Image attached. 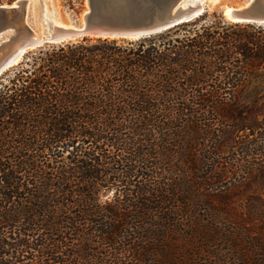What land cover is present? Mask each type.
Wrapping results in <instances>:
<instances>
[{
  "label": "trees",
  "instance_id": "16d2710c",
  "mask_svg": "<svg viewBox=\"0 0 264 264\" xmlns=\"http://www.w3.org/2000/svg\"><path fill=\"white\" fill-rule=\"evenodd\" d=\"M0 264H264V24L207 11L3 73Z\"/></svg>",
  "mask_w": 264,
  "mask_h": 264
},
{
  "label": "water",
  "instance_id": "95a60500",
  "mask_svg": "<svg viewBox=\"0 0 264 264\" xmlns=\"http://www.w3.org/2000/svg\"><path fill=\"white\" fill-rule=\"evenodd\" d=\"M217 1V0H216ZM203 0H85L77 20L62 19L35 0L0 5V76L37 48L80 38L137 39L202 16L216 3ZM222 18L264 24V0L224 3Z\"/></svg>",
  "mask_w": 264,
  "mask_h": 264
},
{
  "label": "rangeland",
  "instance_id": "374dc122",
  "mask_svg": "<svg viewBox=\"0 0 264 264\" xmlns=\"http://www.w3.org/2000/svg\"><path fill=\"white\" fill-rule=\"evenodd\" d=\"M14 1L15 0H0V5L12 4ZM243 1L245 0H217L216 3L207 7V11H209L210 13L215 12L217 14H220L222 17L221 9L224 3H230L233 5H237ZM36 3L43 4L46 9H49L51 12L54 13L55 17L66 19V20L67 19L77 20L81 12L85 8V0H35L34 5ZM70 3L71 5H73V8L70 7ZM254 136H256L255 133L249 136V138H252Z\"/></svg>",
  "mask_w": 264,
  "mask_h": 264
},
{
  "label": "bare ground",
  "instance_id": "6f19581e",
  "mask_svg": "<svg viewBox=\"0 0 264 264\" xmlns=\"http://www.w3.org/2000/svg\"><path fill=\"white\" fill-rule=\"evenodd\" d=\"M202 1H203V0H190L189 3H201V4H203ZM214 1H216V0H214Z\"/></svg>",
  "mask_w": 264,
  "mask_h": 264
}]
</instances>
